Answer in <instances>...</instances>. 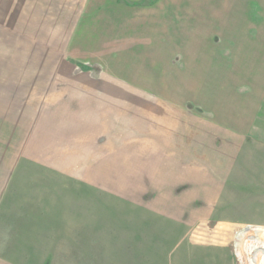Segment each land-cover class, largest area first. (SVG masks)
Instances as JSON below:
<instances>
[{
  "label": "rangeland",
  "instance_id": "1",
  "mask_svg": "<svg viewBox=\"0 0 264 264\" xmlns=\"http://www.w3.org/2000/svg\"><path fill=\"white\" fill-rule=\"evenodd\" d=\"M43 58L44 62L37 61ZM42 64L52 71H92L93 77L77 74V79L102 89L109 86V129L115 130L117 121L137 119L135 128L142 144L160 128L149 123L164 124L168 119L181 123L197 114L211 117L207 112L217 115V121L238 123L233 145L237 156L231 152L232 141L219 140L223 137L219 136L206 144L203 164L198 165L200 172L207 173L205 166L221 160L214 166L217 170H211L213 177L230 172L212 214L213 219L228 222L218 223L213 236L194 234L192 226L188 235L183 233L182 244L177 235L183 228L172 231L173 239H161L162 231L153 232L156 237L151 239L150 250L141 254L138 264H251L259 260L262 252L255 243L264 240V230L248 233L244 243L249 246L239 248L246 260L220 244L233 237L228 226H264V142L251 140L255 134L247 137L243 132L252 125L264 137V0H0V72L42 70L37 67ZM125 128L131 130L128 125ZM173 129V141L179 142L184 137L181 127ZM168 152L173 156V150ZM112 170L107 176L110 182L132 178L131 173ZM210 182L203 190L204 198L216 192ZM112 195L108 216L98 210L91 227L84 230L85 224H77L76 247L68 244V238L52 235L45 238L49 252L40 254L39 261L131 262L132 256L126 254H103L106 248L115 252L117 246L132 247L134 240L124 218L131 208L117 204ZM93 197L96 203L100 196L93 191ZM68 202L62 199V212ZM61 226L66 229L56 233L68 232L67 223ZM85 233L91 237H84ZM170 240L172 244L163 245Z\"/></svg>",
  "mask_w": 264,
  "mask_h": 264
},
{
  "label": "crops",
  "instance_id": "2",
  "mask_svg": "<svg viewBox=\"0 0 264 264\" xmlns=\"http://www.w3.org/2000/svg\"><path fill=\"white\" fill-rule=\"evenodd\" d=\"M37 61L44 62V58ZM37 67L43 69L0 72V264H23L29 260L42 264L40 254L49 252L45 238L52 235L68 238V244L76 247L77 224L83 223L84 230L88 229L98 210L108 216L110 193L115 195L117 204L131 208V214L124 218L130 223L127 231L134 239L132 247L117 246L115 252L105 249L106 255L132 256L128 259L131 262L116 264H138L141 254L150 250L151 239L156 237L153 232L162 231L161 239H173L172 231L183 228L177 235L182 244L183 233L188 235L192 226L196 229L228 222L213 219L212 214L220 201L217 194L230 172L228 176L217 172L213 177L211 170L216 171L214 166L221 160L205 166L207 173L200 172L198 165L203 164L206 144L216 142L219 136H223L219 140L232 141L231 152L237 156L233 145L238 123L217 121V115L207 111L205 115L211 117L197 114L181 123H174L173 119L164 124L149 123L160 128L142 144L135 128L137 119L117 121L116 129H109V86L102 89L87 84L91 81L77 79V74L93 77L92 71H52L43 64ZM179 125L184 137L175 142L173 126L177 129ZM243 132L247 137L255 134L251 140L264 142L263 133L252 125ZM168 150L174 151L173 156L166 153ZM112 169L131 173L132 178L110 182L107 176ZM208 182L215 188L211 194L215 198H204ZM93 191L100 196L95 198L96 203L92 201ZM62 199L66 204L69 201L64 212L59 208ZM136 209L141 212L136 213ZM166 222L172 224L168 226ZM61 223H67L68 232L56 233L63 228ZM84 237L91 234L85 233ZM171 242L161 243L169 246ZM220 245L229 248L225 243Z\"/></svg>",
  "mask_w": 264,
  "mask_h": 264
},
{
  "label": "built area",
  "instance_id": "3",
  "mask_svg": "<svg viewBox=\"0 0 264 264\" xmlns=\"http://www.w3.org/2000/svg\"><path fill=\"white\" fill-rule=\"evenodd\" d=\"M217 224L218 223H216L214 225L205 224L203 227L199 226L194 230V234L196 231L199 233L205 232L204 234L208 233V234L213 236V235H215L214 233H216V229H218V227H219V225H217ZM232 226H228L227 228L225 227L226 230L232 231V235H233L232 239L230 241H227V242H225V240L223 239L221 242L225 243V245L227 247L231 248L235 252L236 255L238 253L243 255L242 252H239V248L242 247V244L246 245V247L249 246L248 244H246V242L244 243L248 233H250L251 231H255V230H264V226H262V225L242 224V225H232ZM255 246H258V248H259L258 250H260V252H262V255H261V257H259L258 261H254L251 264H264V240H261L260 243H255ZM243 259L246 260L244 255H243ZM247 263H248V261H247Z\"/></svg>",
  "mask_w": 264,
  "mask_h": 264
}]
</instances>
